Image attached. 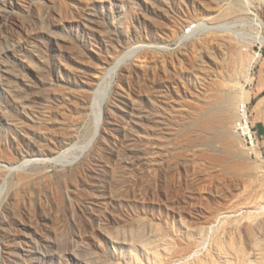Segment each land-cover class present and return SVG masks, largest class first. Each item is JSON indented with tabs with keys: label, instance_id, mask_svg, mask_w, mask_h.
Wrapping results in <instances>:
<instances>
[{
	"label": "rangeland",
	"instance_id": "374dc122",
	"mask_svg": "<svg viewBox=\"0 0 264 264\" xmlns=\"http://www.w3.org/2000/svg\"><path fill=\"white\" fill-rule=\"evenodd\" d=\"M262 89L264 0H0V264H264Z\"/></svg>",
	"mask_w": 264,
	"mask_h": 264
},
{
	"label": "built area",
	"instance_id": "2783aa9c",
	"mask_svg": "<svg viewBox=\"0 0 264 264\" xmlns=\"http://www.w3.org/2000/svg\"><path fill=\"white\" fill-rule=\"evenodd\" d=\"M236 132L242 137L247 150H256L259 144V137L251 123V119L246 104L239 107L238 120L235 125Z\"/></svg>",
	"mask_w": 264,
	"mask_h": 264
},
{
	"label": "bare ground",
	"instance_id": "6f19581e",
	"mask_svg": "<svg viewBox=\"0 0 264 264\" xmlns=\"http://www.w3.org/2000/svg\"><path fill=\"white\" fill-rule=\"evenodd\" d=\"M128 53V52H127ZM126 53V54H127ZM128 54H130V53H128ZM122 60H124V59H122ZM121 59L120 60H118L111 68H110V70H109V73L108 74H110L111 75V73H113L117 68H118V65H119V63L122 61ZM116 72V71H115ZM113 75V74H112ZM100 94H102V93H100ZM100 94H98L99 96H100ZM220 102H222V103H220ZM219 103L220 104H222V105H220L221 106V117H222V120H223V122L224 121H227V120H229L230 118H231V116H230V113L231 112H233L236 108L234 107V105L233 104H231L230 103V98H225V100H221ZM102 104H100L99 103V106H101ZM219 106V105H218ZM102 111V110H101ZM211 112V111H210ZM218 112V111H217ZM219 113V112H218ZM216 115V114H215ZM219 115V116H220ZM208 116V115H207ZM220 118V117H219ZM202 120V119H201ZM218 120V119H217ZM204 121V120H203ZM208 122H209V120H208ZM203 123V122H202ZM205 123V122H204ZM209 123H211V122H209ZM209 123H207L206 125L208 126H211ZM216 124H220V123H215V126H216ZM205 126V125H204ZM206 126V127H207ZM202 127V126H201ZM207 129H209V127H207ZM218 130V129H217ZM223 137V136H222ZM222 137H220L221 139H223ZM235 140V139H234ZM233 139L231 140L230 138H225L224 137V145L227 147L226 149H230V151H233L231 148H233V146H234V143H235V141H234ZM257 151V150H256ZM258 151H260V150H258ZM257 151V152H258ZM254 152H255V150H254ZM256 153V152H255ZM259 153H261V151L259 152ZM63 154H65V153H63ZM256 154H258V153H256ZM62 155V154H61ZM261 155V154H260ZM259 157V156H258ZM260 157H262V156H260ZM53 160H56V159H54L53 158ZM61 160V159H60ZM6 185H7V183H6Z\"/></svg>",
	"mask_w": 264,
	"mask_h": 264
},
{
	"label": "crops",
	"instance_id": "0c3cea01",
	"mask_svg": "<svg viewBox=\"0 0 264 264\" xmlns=\"http://www.w3.org/2000/svg\"><path fill=\"white\" fill-rule=\"evenodd\" d=\"M260 92H264V89H262Z\"/></svg>",
	"mask_w": 264,
	"mask_h": 264
}]
</instances>
